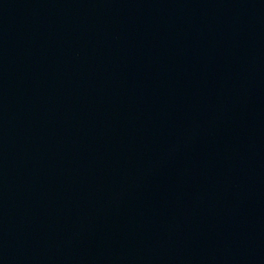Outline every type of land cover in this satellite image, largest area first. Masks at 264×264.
I'll return each mask as SVG.
<instances>
[{
  "label": "water",
  "instance_id": "obj_1",
  "mask_svg": "<svg viewBox=\"0 0 264 264\" xmlns=\"http://www.w3.org/2000/svg\"><path fill=\"white\" fill-rule=\"evenodd\" d=\"M0 264H264V0H0Z\"/></svg>",
  "mask_w": 264,
  "mask_h": 264
}]
</instances>
